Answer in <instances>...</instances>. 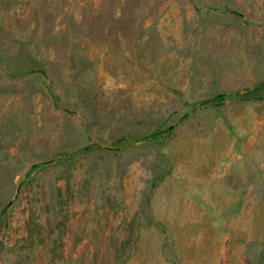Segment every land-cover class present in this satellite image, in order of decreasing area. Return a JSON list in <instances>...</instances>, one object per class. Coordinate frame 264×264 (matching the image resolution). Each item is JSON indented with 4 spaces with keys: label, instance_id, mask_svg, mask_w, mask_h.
<instances>
[{
    "label": "rangeland",
    "instance_id": "374dc122",
    "mask_svg": "<svg viewBox=\"0 0 264 264\" xmlns=\"http://www.w3.org/2000/svg\"><path fill=\"white\" fill-rule=\"evenodd\" d=\"M261 84L264 0H0V264H264Z\"/></svg>",
    "mask_w": 264,
    "mask_h": 264
},
{
    "label": "trees",
    "instance_id": "16d2710c",
    "mask_svg": "<svg viewBox=\"0 0 264 264\" xmlns=\"http://www.w3.org/2000/svg\"><path fill=\"white\" fill-rule=\"evenodd\" d=\"M264 90V84L258 85L255 88L248 90L242 94H237V97L242 100H255L258 97V93ZM226 99V95H214L210 97L207 101H204L203 104H213L217 105L222 103ZM173 129L171 127L162 130L160 132L154 133L151 135L152 138H155L156 140H164L168 136H170Z\"/></svg>",
    "mask_w": 264,
    "mask_h": 264
}]
</instances>
